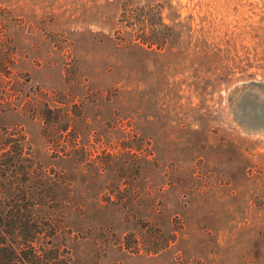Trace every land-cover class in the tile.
Returning a JSON list of instances; mask_svg holds the SVG:
<instances>
[{
  "label": "rangeland",
  "instance_id": "obj_1",
  "mask_svg": "<svg viewBox=\"0 0 264 264\" xmlns=\"http://www.w3.org/2000/svg\"><path fill=\"white\" fill-rule=\"evenodd\" d=\"M123 1L0 0V133L61 176L51 244L68 264H264V0H151L183 23L173 53L127 42Z\"/></svg>",
  "mask_w": 264,
  "mask_h": 264
},
{
  "label": "trees",
  "instance_id": "obj_2",
  "mask_svg": "<svg viewBox=\"0 0 264 264\" xmlns=\"http://www.w3.org/2000/svg\"><path fill=\"white\" fill-rule=\"evenodd\" d=\"M123 5L128 43L145 46L155 53L163 52L164 46L166 52L173 53L174 46L164 44L187 35L178 31L183 25L179 14L174 16L178 18L176 21L163 20L159 3L126 0ZM169 5L172 6L170 2ZM5 108L0 106V111ZM23 144V135L0 133V264H68V252L51 244V236L63 227L65 215V203L56 198L63 184L61 176L47 181L46 171L33 165V158L23 150ZM248 174L245 168L244 180L249 178ZM255 179L259 192L264 193V165L257 167ZM256 204L260 215L253 224L256 234L264 236V199ZM218 240L214 239L217 247ZM258 250L264 258V242Z\"/></svg>",
  "mask_w": 264,
  "mask_h": 264
}]
</instances>
